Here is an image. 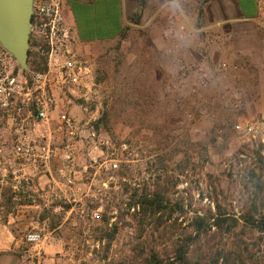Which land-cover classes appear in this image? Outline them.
Instances as JSON below:
<instances>
[{
  "label": "rangeland",
  "instance_id": "1",
  "mask_svg": "<svg viewBox=\"0 0 264 264\" xmlns=\"http://www.w3.org/2000/svg\"><path fill=\"white\" fill-rule=\"evenodd\" d=\"M70 49L90 66V110L94 123L102 120L96 131L114 149L87 152L66 131H57L59 112L51 111L53 119L47 124L28 127L32 141L50 133L47 142L57 149L44 161L34 144L28 153L22 142L17 148L18 138L10 133L17 119L2 117L0 202L2 194L12 190L8 182L15 176L50 175L61 184L75 177V186L50 185L41 197L36 192L31 199L0 209V264H127L129 251L138 255V246L169 252L170 244L186 232L190 217L214 209L215 201L229 215L238 216L251 203L257 215L264 212V93L256 102L259 97L245 96L233 85L218 95L222 102L213 103L215 96L191 95L192 87L181 88L176 82L169 89L171 96L167 87L153 90L141 83L134 49H127L126 41L82 53ZM29 52L31 59L43 58L34 52L32 41ZM12 67L19 70L15 62ZM184 92L189 96H182ZM72 110L76 123L86 117L78 107ZM236 125L252 127L254 133L243 135ZM120 143L128 146L130 155L118 150ZM69 144L73 149H66ZM144 187L162 191L168 201L161 226L153 218L133 220L127 214L130 195ZM21 201L29 207H21ZM43 209L53 213L40 222ZM92 212L100 213V220H92ZM246 237L253 249L251 264H264V235L253 232Z\"/></svg>",
  "mask_w": 264,
  "mask_h": 264
},
{
  "label": "crops",
  "instance_id": "2",
  "mask_svg": "<svg viewBox=\"0 0 264 264\" xmlns=\"http://www.w3.org/2000/svg\"><path fill=\"white\" fill-rule=\"evenodd\" d=\"M61 11L70 31V46L76 53L126 41L127 49H134L135 71L141 83L153 90L167 87L173 96L169 89L177 82L178 87L185 84L195 88L198 96H215L211 102L220 103L218 95L235 85L243 95L251 93L255 100L259 97L256 102L263 98L264 20L258 16L254 0H61ZM221 35L231 40L207 44ZM222 63L227 64V72L218 70ZM192 65L200 67L203 74L190 72L183 81L177 77V72ZM201 79L203 85H199ZM182 96L189 94L184 92ZM70 115L73 119L76 116L72 112ZM10 133L14 135L13 130ZM41 136L48 139L50 133ZM8 184L16 193L14 201L31 199L36 192L41 197L50 185L66 186L50 175L46 179L15 176Z\"/></svg>",
  "mask_w": 264,
  "mask_h": 264
},
{
  "label": "built area",
  "instance_id": "3",
  "mask_svg": "<svg viewBox=\"0 0 264 264\" xmlns=\"http://www.w3.org/2000/svg\"><path fill=\"white\" fill-rule=\"evenodd\" d=\"M254 1L258 8V16L264 20V0ZM230 40V36L221 35L209 39L207 44ZM30 41L36 55L45 58L46 71L43 74L30 73L26 81L20 70L10 68V63L14 61L0 48V119L4 116L11 117L13 121L17 119L13 130L18 138L17 148L19 149L22 142L23 150L28 153L34 144L38 151L44 154L40 158L45 161L48 152L57 148H51L47 138L42 136L37 142L32 141L28 127L47 124L49 113L59 111L57 131H66V135L80 143L87 152L114 149V145L101 138L92 126L95 119L90 110V104L93 102L90 66L77 59L71 52L70 31L62 16L61 0H33ZM227 69L226 63L218 67V70L223 72ZM13 72L17 73L15 78L12 76ZM190 72L203 74L200 67L192 65L181 71L179 78L185 80ZM202 79L199 80V85L204 84ZM189 94L195 95L196 89L191 88ZM175 102L178 103L179 99H175ZM73 106L78 107L86 115V120L81 126L70 115L69 110ZM234 129L247 136L254 133V129L249 126L236 125ZM117 148L122 154L130 155L125 143L118 144ZM66 149H73V144L67 145ZM92 161L94 162V159ZM111 162L113 168H116L115 161ZM66 184L74 185L70 177L66 179ZM96 212L91 213L92 220H100V213ZM79 214L84 216L85 211L81 208Z\"/></svg>",
  "mask_w": 264,
  "mask_h": 264
},
{
  "label": "trees",
  "instance_id": "4",
  "mask_svg": "<svg viewBox=\"0 0 264 264\" xmlns=\"http://www.w3.org/2000/svg\"><path fill=\"white\" fill-rule=\"evenodd\" d=\"M29 59L30 73L43 74L46 71L45 58L34 56L31 59L29 52ZM101 122V119L97 120L93 123V128L98 129ZM15 195L13 190L7 189L2 194L3 202H0V209L12 205ZM164 196L159 190L149 191L144 187L138 193L135 189L126 205L127 214L133 220L153 218L157 225L161 226L168 205ZM26 204L29 203L20 202V205ZM213 207L214 209L207 213H194L190 217L186 232L170 244L169 252L165 249L160 253L156 247L138 246L140 248L138 255L132 250L129 251L127 264H251L253 249L246 236L253 232L264 235V212L257 215L258 213L253 210V203L248 210L238 216L227 214L217 201L213 202ZM69 209L70 207L63 208ZM52 213V210L43 209L40 222L44 221L46 215ZM102 223L107 224V221L103 219ZM50 228L55 227L52 225ZM111 240L112 237L109 238V242ZM215 240L222 244L218 245Z\"/></svg>",
  "mask_w": 264,
  "mask_h": 264
},
{
  "label": "water",
  "instance_id": "5",
  "mask_svg": "<svg viewBox=\"0 0 264 264\" xmlns=\"http://www.w3.org/2000/svg\"><path fill=\"white\" fill-rule=\"evenodd\" d=\"M33 0H0V48L20 71H29Z\"/></svg>",
  "mask_w": 264,
  "mask_h": 264
},
{
  "label": "flooded vegetation",
  "instance_id": "6",
  "mask_svg": "<svg viewBox=\"0 0 264 264\" xmlns=\"http://www.w3.org/2000/svg\"><path fill=\"white\" fill-rule=\"evenodd\" d=\"M23 73H24V71H21V76H23L25 81H26L28 79V77H29L30 72L27 71L24 74ZM16 75H17V73H14V72L12 73V76H14V78L16 77Z\"/></svg>",
  "mask_w": 264,
  "mask_h": 264
}]
</instances>
